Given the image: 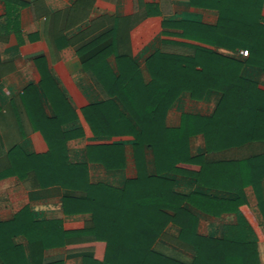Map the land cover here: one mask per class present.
Returning a JSON list of instances; mask_svg holds the SVG:
<instances>
[{
    "label": "crops",
    "instance_id": "1",
    "mask_svg": "<svg viewBox=\"0 0 264 264\" xmlns=\"http://www.w3.org/2000/svg\"><path fill=\"white\" fill-rule=\"evenodd\" d=\"M230 1L237 2L224 3ZM238 1L264 26V0ZM221 3L0 0V166L4 151L13 159L45 157L50 145H61L89 185L129 197L149 192L159 200L166 189V207L161 201L158 207L166 225L153 221L159 231L154 256L190 261L193 246L180 237L193 218L199 237L221 240L241 214L264 264V139L218 146L212 121L224 98L220 89L176 92L142 122L126 99L132 81L153 80L156 54L193 57L198 48L240 62V78L264 94V69L241 55L247 49L216 43L220 36L211 29ZM182 128L195 131L178 140L184 161L158 171L156 150ZM83 196L63 184L42 188L32 172L25 179L0 177V258L6 264H114L116 218L83 207ZM37 239L44 249L34 253V263L30 240Z\"/></svg>",
    "mask_w": 264,
    "mask_h": 264
},
{
    "label": "trees",
    "instance_id": "2",
    "mask_svg": "<svg viewBox=\"0 0 264 264\" xmlns=\"http://www.w3.org/2000/svg\"><path fill=\"white\" fill-rule=\"evenodd\" d=\"M221 1L223 3L216 5V9L220 11L219 24L217 28L211 29L220 36L218 42H214L231 49L233 45L224 41L228 40L247 49L249 62L264 69V26L259 24V20L245 14L247 8L239 5L238 0V3L227 2L231 5ZM220 29L221 33H218L217 30ZM152 63L153 80L149 84L139 85L132 81L126 88L131 91L126 97L131 113L139 122L152 119L157 107L170 101L176 92L185 89L199 96L206 89L215 88L224 92L218 114L212 121L216 127L218 146L241 145L253 138L264 139V94L254 84L240 78V62L230 61L211 49L198 48L193 57L158 53L152 58ZM194 132L182 128L168 134L167 144L162 145L161 152L156 150L158 171L171 170L176 163L184 161L183 149L177 146L178 140L187 139ZM9 153L4 151L5 159L0 166V177L16 174L25 179L32 172L40 187L54 183L82 190L84 196L80 200L82 198L83 207H98L113 214L118 231L114 240L118 249L114 264L259 263L252 229L241 214L238 226L226 230L221 240L199 237L196 233V220L193 218L180 237L193 246L195 255L190 261L156 257L153 255V246L159 231L153 221L155 218L160 219L162 227L166 225V214L160 213L158 208L159 201L163 208L168 202L165 188L162 187L163 198L159 200L149 192L129 197L125 193L110 192L102 186L89 185L85 174L79 176L77 169L67 163L65 148L61 145H50V153L45 157L21 155L20 159H13ZM262 156L260 154L246 159L247 164ZM70 204L66 200V206L69 207ZM1 232L3 234L6 231ZM74 238L68 237L66 243ZM43 249L41 241L30 240L34 263H37L34 253ZM0 264L6 263L0 258Z\"/></svg>",
    "mask_w": 264,
    "mask_h": 264
},
{
    "label": "built area",
    "instance_id": "3",
    "mask_svg": "<svg viewBox=\"0 0 264 264\" xmlns=\"http://www.w3.org/2000/svg\"><path fill=\"white\" fill-rule=\"evenodd\" d=\"M241 55L247 57L249 55V52L247 50H242Z\"/></svg>",
    "mask_w": 264,
    "mask_h": 264
}]
</instances>
